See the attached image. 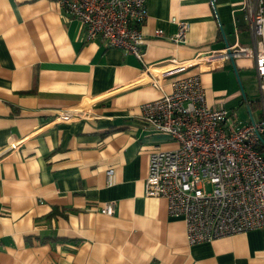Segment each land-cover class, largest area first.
<instances>
[{
  "label": "crops",
  "instance_id": "obj_1",
  "mask_svg": "<svg viewBox=\"0 0 264 264\" xmlns=\"http://www.w3.org/2000/svg\"><path fill=\"white\" fill-rule=\"evenodd\" d=\"M243 1L150 0L141 61L85 40L59 0H0V264H264V227L189 244L185 220L145 192L151 154L179 147L140 117L172 59L200 74L211 107L262 116L254 58L204 55L254 46ZM174 16L185 43L168 39Z\"/></svg>",
  "mask_w": 264,
  "mask_h": 264
},
{
  "label": "built area",
  "instance_id": "obj_2",
  "mask_svg": "<svg viewBox=\"0 0 264 264\" xmlns=\"http://www.w3.org/2000/svg\"><path fill=\"white\" fill-rule=\"evenodd\" d=\"M59 1L65 16L82 24L85 40L100 39L144 60L143 27L150 0ZM211 2L214 5L215 0ZM241 9L254 46L233 44L203 53L209 61L254 58L262 109L258 120L244 122L225 107H211L200 74L184 75L191 63L175 59L153 74L152 83L162 89V96L141 105L140 117L146 126L179 142L176 149L151 154L146 195L167 199L169 214L185 220L189 244L264 227V0H244ZM172 22L178 23L179 30L168 39L185 43L189 23L175 16ZM156 34L164 36V31L158 29ZM166 79L171 91L164 90ZM81 112L64 111L59 117L71 120ZM115 210V201L101 207L107 215Z\"/></svg>",
  "mask_w": 264,
  "mask_h": 264
},
{
  "label": "bare ground",
  "instance_id": "obj_3",
  "mask_svg": "<svg viewBox=\"0 0 264 264\" xmlns=\"http://www.w3.org/2000/svg\"><path fill=\"white\" fill-rule=\"evenodd\" d=\"M154 76V75H153Z\"/></svg>",
  "mask_w": 264,
  "mask_h": 264
}]
</instances>
